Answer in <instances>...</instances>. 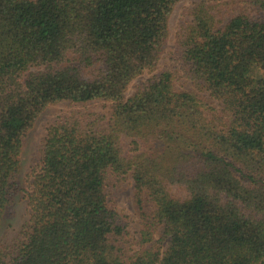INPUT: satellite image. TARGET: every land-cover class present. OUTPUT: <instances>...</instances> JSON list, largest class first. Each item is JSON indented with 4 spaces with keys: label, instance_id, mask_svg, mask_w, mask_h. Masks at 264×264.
I'll list each match as a JSON object with an SVG mask.
<instances>
[{
    "label": "trees",
    "instance_id": "trees-1",
    "mask_svg": "<svg viewBox=\"0 0 264 264\" xmlns=\"http://www.w3.org/2000/svg\"><path fill=\"white\" fill-rule=\"evenodd\" d=\"M180 1L0 0V223L44 111L112 104L108 118L79 112L46 129L23 239L0 264H264V0L226 22V0H196L178 68L124 100L157 68ZM180 71L198 91L175 87ZM128 178L153 208L140 243L151 246L133 254L107 193Z\"/></svg>",
    "mask_w": 264,
    "mask_h": 264
},
{
    "label": "rangeland",
    "instance_id": "rangeland-1",
    "mask_svg": "<svg viewBox=\"0 0 264 264\" xmlns=\"http://www.w3.org/2000/svg\"><path fill=\"white\" fill-rule=\"evenodd\" d=\"M247 0H226L221 10L225 16V22L240 13L253 15L254 9L248 5ZM196 0H182L173 9L168 18V37L163 49L162 56L157 68L153 72H146L134 80L124 94V100L132 96L138 87L144 85L154 75L159 74L166 68L177 67L175 49L178 43L181 29L190 20V11ZM178 68V67H177ZM175 82V87L181 91H198V87L183 76L180 71ZM203 96H207L202 93ZM216 105V104H214ZM96 113L105 118L110 117L112 104L104 101L92 102L84 105H72L59 103L50 105L38 118L32 130L24 139L21 155L19 157V170L17 175L18 193L13 198L10 207L4 213L0 223V248L11 256L18 244L23 239V227L29 220V211L24 190L27 185V176L31 169L39 161L43 149L46 129L59 119L70 118L76 113ZM171 192L178 198H185V192L177 187H171ZM108 201L118 216L121 225L125 228V245L130 254L141 248L151 246V243L141 245L142 232L146 230V224L151 223L153 208L144 198L138 202L134 183L131 178L117 182L113 180L107 190ZM159 229L153 235V242L160 239ZM159 246L158 244L156 245Z\"/></svg>",
    "mask_w": 264,
    "mask_h": 264
}]
</instances>
